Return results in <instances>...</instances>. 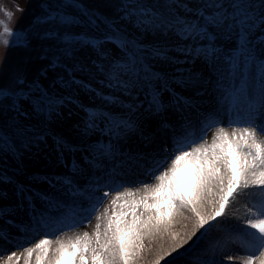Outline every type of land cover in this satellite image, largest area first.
Instances as JSON below:
<instances>
[{
	"label": "snow or ice",
	"instance_id": "snow-or-ice-1",
	"mask_svg": "<svg viewBox=\"0 0 264 264\" xmlns=\"http://www.w3.org/2000/svg\"><path fill=\"white\" fill-rule=\"evenodd\" d=\"M71 7L78 5L49 6L37 24L53 25L44 35L60 40L65 52L76 46L91 47L97 56L93 67L103 77L100 83L129 100L127 110L137 119L103 108L84 109L86 118L78 126L81 134L99 130L108 142L89 151L90 172L77 169L75 174L85 180L83 186L65 179L59 196L41 197L42 208L29 202L24 229L43 230V238L19 255L12 251L0 258L3 264H19L22 257L24 264H32L34 254L35 264H143L146 251L152 250L146 241L170 237L168 246L151 261L167 264L166 258L182 255L186 245L191 250L213 228L217 236L195 254L193 264H264V139L257 136L258 130L264 134V0H121L119 19L139 35L152 37L150 44L115 23L99 38L56 31L75 24L61 11ZM17 10L23 11L19 6ZM6 15L10 18L12 13ZM4 32L14 36L18 45L27 43L24 34L6 25ZM9 43L4 41L6 46ZM105 44L114 45L120 54L111 55ZM171 53L183 57V63L200 61L209 78L215 74L226 107L243 108L244 115L230 123L254 127L231 133L220 127L208 142L207 132L220 122L206 117L197 133L186 115L188 109L196 108L195 101L180 96L172 84L196 88L203 85L204 77L177 69L178 81L156 71L155 61L181 63ZM85 87L91 90V85ZM164 93L171 96L168 105L163 102ZM96 94L106 103L119 101L118 96ZM66 102L38 81L29 84L22 74H14L11 85L0 88V152L20 150L43 139L44 133L25 121L32 116L50 120ZM167 108L179 113L176 124L165 122ZM140 116L160 118L170 135L157 151L133 156L122 152L119 142L132 133L143 136ZM56 143L58 148L66 147L62 138ZM133 167L144 169L149 180L125 187L124 178ZM110 193L115 194L105 206ZM239 200L247 201L245 216L230 217L229 207ZM93 216L96 223L91 232L68 240L50 239L89 223ZM233 218L240 227H222ZM188 223L192 226L183 235L175 230L180 224L187 229ZM8 239L0 231V240ZM232 245H239L244 255L228 254Z\"/></svg>",
	"mask_w": 264,
	"mask_h": 264
},
{
	"label": "rangeland",
	"instance_id": "rangeland-1",
	"mask_svg": "<svg viewBox=\"0 0 264 264\" xmlns=\"http://www.w3.org/2000/svg\"><path fill=\"white\" fill-rule=\"evenodd\" d=\"M61 2L78 5V7L61 9L65 15L74 18L75 24L66 28L55 29L56 31L68 32L81 37L99 38L109 31L110 24L115 23L124 31L137 36L145 43L150 44L152 42V37L139 35L129 24L119 19L121 0H0V21L4 22L0 24V88L9 87L14 74H22L29 84L38 81L44 89L58 97H63L67 101L59 109L60 114L53 116L50 120L45 119L43 116H32L30 120L25 121L30 127L35 125L36 128L40 129L44 133L43 139L34 141L28 147L20 150L7 153L0 152V164L4 162L6 166H11L17 171L10 173L0 168V210H3V214H0V231H3L9 237L7 242L0 240V243L13 246L12 249H0V253L10 254L12 251L17 252L22 248L17 243V239L8 233V230L20 232L21 227L28 222L29 212L28 208H24L25 202L28 200L40 209L42 208V196L60 195V182L65 179H71L78 183L80 180H84L83 176L75 174L77 169L90 172L87 163L91 159L89 151L101 148L108 142L107 135L99 130L88 135L81 134L78 126H81L86 118L84 109L103 108L117 116L132 118V113L127 110L130 101L100 83L103 77L93 67V61L97 59V56L91 47L76 46L65 52L64 44L60 40L44 35L46 32L52 31L54 26L37 24V18L41 17L49 6L56 8ZM146 2L154 3L155 0H146ZM17 6L23 11L17 10ZM6 12L12 13L10 18L6 15ZM5 25L13 29L14 32L24 34L27 37V43L25 45L16 44L14 36H9L4 32ZM5 40L10 42L8 46L4 44ZM104 47L111 55L118 56L120 54L119 50L112 44H105ZM171 54L176 56L181 63L155 61L153 62L154 69L168 77L176 76L178 81L179 73L177 69L185 75L191 70L194 73L201 74L204 77L205 84L214 83L209 78L207 79L206 74H203L201 66H205L200 61L194 64L183 63V57H180L178 53ZM73 77L75 83L72 82ZM85 85H91V90ZM172 88L180 96L193 100L186 92L187 87L180 82L173 83ZM97 92L103 93L106 97L118 96L119 101L117 103H106L97 96ZM170 100V94L164 93V104L168 105ZM212 106L213 104H209L206 109L196 103V108L187 110L186 115H189L190 120L195 124L194 130L197 133H199L201 122L205 120L200 118L197 115L198 113L204 112L209 116L224 118L225 113H227L226 110L229 109L224 105L223 112L220 113V110H215ZM242 109V107H236L232 111L231 108L229 115L234 114L229 117L232 120L240 119L244 115ZM193 118L197 120L194 122ZM179 119V113L172 108H167L164 117L166 123L176 124ZM242 125L254 127L253 125L239 123L240 128L244 127ZM141 127L143 135L155 129V134L161 138V141L157 142V146L163 141V135H170L162 128L160 118L147 120ZM212 129L213 127L207 132V135ZM258 132L261 133L259 130ZM136 134L140 135V133H132L122 139V147L119 146L120 150L125 146L141 147L142 145L135 137ZM57 138H62L66 147L58 148ZM203 142L201 141V143ZM43 145H46L49 149L47 157H45L46 155L40 157V161L44 160L49 163L46 170H40L38 166L31 163L37 150L42 148ZM152 145L150 144L148 147ZM139 150V154L145 151L141 148ZM135 155L137 154H133V156ZM22 170L23 172H20ZM22 176L24 180L21 179ZM141 180H145V182L149 180V177L145 175V170L133 167L132 171L124 178L125 187L130 186V183ZM21 189H23L22 192ZM120 190L123 191L124 189L121 188ZM112 194L114 193H110L109 196ZM110 201L111 199L109 200L108 197L104 205H108ZM16 204L18 207L14 210H19V216L4 212L7 208H11ZM242 213L245 215V212ZM78 227L82 228L84 224ZM33 233L34 238L38 240L43 238L42 233L32 229L21 232V236H30ZM228 254H232V252L229 251ZM182 260L187 264L193 263L191 258ZM143 264H151V262H144Z\"/></svg>",
	"mask_w": 264,
	"mask_h": 264
},
{
	"label": "bare ground",
	"instance_id": "bare-ground-1",
	"mask_svg": "<svg viewBox=\"0 0 264 264\" xmlns=\"http://www.w3.org/2000/svg\"><path fill=\"white\" fill-rule=\"evenodd\" d=\"M201 70H202L203 74H206V76H208L207 77V79H208L209 78V74H208V71L205 69V67L201 66ZM191 72H193V71H191ZM213 75H212V78H209V80H212L214 82V83L210 84L211 86L208 83L207 84L203 83L202 86H198L196 88H193L191 86H187L186 92L188 93V96L193 98V101H195L198 105H202L204 108L207 109L209 104H213L212 107L215 110H220V113H222L223 112L222 111L223 110V106L225 105V103H224L223 100L220 99V94L217 91V87L218 86L216 84L215 74H213ZM220 87H224V86L221 85ZM197 93H199V94H197ZM240 107H242V106H240ZM231 108H232V111H234L233 107H229V109L226 110L227 113H225L224 118L223 117L219 118L217 116L216 117L215 116H209V114H206L204 112L197 114L202 119H205L206 117H212L213 119H215V120L220 122V123H217L216 127H213L211 132L206 136L205 140L210 142L213 134L220 127H223L229 133H231L233 130H240V129H243L245 127H248V125H242L244 127L240 128L241 126H239V123H234L236 125H233V123H230V121L232 119L229 116L234 114V113H231L229 115V112H231V110H230ZM218 115L220 116V114H218ZM131 119L135 120V119H137V116L132 114V118ZM193 119H194V122L197 120L196 118H193ZM139 121H140L141 125H144L147 122V120H145L142 116L139 117ZM191 123L195 127V124L192 122V120H191ZM148 131H149V129H148ZM163 136L164 137L162 139L164 141L166 135H163ZM257 136L260 139H264V134H261L258 131H257ZM135 137L140 142V144L142 145L139 148H141L142 150H145L143 153L141 152L140 154L143 155V154L152 153V152L158 150L159 146H157V142L161 141L160 140L161 138L158 137L155 134V129H152L150 132H146L143 136L136 134ZM121 142L122 141L119 142V146H121V144H122ZM150 144H153V145L148 147V145H150ZM145 145H147V146H145ZM139 148H136V147H133V146L132 147L131 146H128V147L125 146V147H123V149L121 151L133 155V154H139V152H140ZM48 154H49L48 147L46 145H43L42 148L37 150V153H36L35 157L32 159L31 163L34 166H38L40 170H46L49 167V163L45 162L44 160L40 161V157H44L45 155H46L45 157H47ZM0 168L4 169V170H6V172H10V173L11 172H17L15 169H13V167L8 166V165L6 166L4 162H2L0 164ZM20 172H23V170L20 171ZM21 179L24 180L23 176L21 177ZM84 183H85L84 180H80L79 181V184L81 186H83ZM114 194L108 196L109 200L113 198ZM29 202L30 201H28V200L25 202L24 208H28L29 207ZM245 203H247V201L239 200V202H235L234 203V206H230L229 207V215H230V217H244L245 215H243L242 212H246V209L244 207ZM17 207H18L17 204L13 205L11 208H7L4 212L12 213L13 215L19 216V213H20L19 210L18 209L14 210ZM102 210H103V206L101 207L100 211H102ZM95 223H96V219H95V216H93L89 223H85L84 224V227H82V228L75 227V228H71V229H66L63 232H60L58 235L50 236V239H52L53 241H55L57 239L68 240L69 238H73L76 235L82 234L84 231H88L89 232L91 229H93L92 227L95 225ZM191 226H192L191 223H188L187 224V229H186L184 224H180V225L177 226V228L175 230L179 231L181 233V235H183V233L186 230H190ZM222 227H240V222L233 218V219H230L226 224L222 225ZM27 230H29V229H24V225L21 227L20 232L15 231V230H8V233L11 236L15 237L17 239L16 240L17 243H19L20 246L22 247L21 250L17 251L18 255L24 251V248L31 247L36 242H38V239L34 238V233L32 235H30V236H21V232H24V231H27ZM37 231H38V233H42L43 234V230H37ZM201 231H203V230H201ZM217 234L218 233H217V229L216 228L211 229V231L208 233V235L206 237L202 238L201 240L197 241L195 244L192 245L191 250H188L189 246L186 245L185 249L181 250L182 255L177 256V254L174 253L172 257L166 258L167 264H171V263L172 264H187V263H185L184 260H182V259H185V258H191V261L193 262V258L192 257L195 254L199 253L202 249H204L206 244H207V242L210 239L215 238L217 236ZM170 242H171L170 237H165L162 240L161 239H157V240H154V241H146V243L151 244L152 250H151V252H147L146 251L145 257H144V262L145 263L151 262L152 259L155 257L156 253L158 251H160L162 247H167ZM190 244H191V242H190ZM4 248L12 249L13 246L12 245H5L4 243H0V249L2 250ZM230 251L232 252V254L244 255V253L240 249L239 245H232L230 247ZM7 255H9V254L0 253V258H6ZM0 264H3L2 259H0ZM19 264H24V258L23 257L20 259ZM32 264H35V254L33 255ZM161 264H165V261H161Z\"/></svg>",
	"mask_w": 264,
	"mask_h": 264
},
{
	"label": "trees",
	"instance_id": "trees-1",
	"mask_svg": "<svg viewBox=\"0 0 264 264\" xmlns=\"http://www.w3.org/2000/svg\"><path fill=\"white\" fill-rule=\"evenodd\" d=\"M15 33H18L19 34V32H15Z\"/></svg>",
	"mask_w": 264,
	"mask_h": 264
}]
</instances>
